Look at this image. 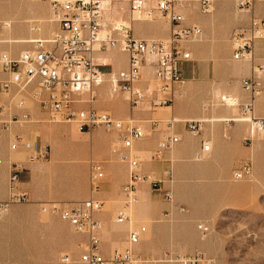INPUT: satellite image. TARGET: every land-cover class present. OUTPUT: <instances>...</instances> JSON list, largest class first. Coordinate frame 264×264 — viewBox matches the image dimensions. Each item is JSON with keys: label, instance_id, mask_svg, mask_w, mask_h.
Returning a JSON list of instances; mask_svg holds the SVG:
<instances>
[{"label": "rangeland", "instance_id": "1", "mask_svg": "<svg viewBox=\"0 0 264 264\" xmlns=\"http://www.w3.org/2000/svg\"><path fill=\"white\" fill-rule=\"evenodd\" d=\"M143 1L153 6V0ZM242 1L215 0L210 14H202L196 4L183 10L185 25L197 26L202 31L201 41L189 46L192 61L188 65L197 64L200 82L213 86L212 96L201 101L200 109L230 112L229 118H211L221 123L239 116L235 109L221 107L219 99L227 96L239 100L241 95L238 94L246 96L241 89V81L264 75V69L256 68L254 57L240 63L231 60V34L245 29L252 17L264 20V0H247V5L239 6ZM217 3L223 4L218 20L206 27L201 25L199 22L210 20L215 15ZM128 17L127 0H110L106 5L105 20L130 25L134 39L143 34L152 36L148 40L168 39L170 24L166 19L130 23ZM0 22L10 25L7 30L0 31V54L11 57L32 49L31 43L35 41L50 39L58 30L46 4L39 0H0ZM106 24L113 27L111 23ZM256 45L260 46L258 50L264 51V39L258 40ZM229 75L240 79L230 80ZM2 79L0 70V81ZM185 85L186 82L180 89L185 90ZM262 87L261 81V92ZM104 89L109 97L122 98L111 95L108 82ZM14 95L13 92L7 95L0 92V132L9 135L7 151L11 166L24 162L26 157L23 152L10 150V144L17 136L47 146L49 157L46 161L27 166L20 176L21 189L27 194L29 203L0 210V264H62L60 258L63 255L76 262L86 242L85 236L76 234L60 222L57 215L41 212L39 205L52 203L62 207L90 198L89 162H95L100 168L108 162L102 155V136H112L110 150L113 155L121 146L116 137L106 135L102 130L86 133L74 125L50 124L29 93L20 94L15 99ZM97 96L98 101L100 98ZM207 120L202 118L201 121ZM237 124L244 127V134L238 146L229 148L227 161L209 160L208 156L196 153L192 162L172 170L173 181L167 185L172 194L171 203L164 202L159 195L158 201L153 200L146 205L142 217L139 213L136 220L132 210L130 221L118 226L115 217L122 211V196L117 201H106L102 211L94 216L100 225L98 237L102 252L111 254L123 250L127 234L135 231L140 243L134 248V254L141 264H178L176 258H188L193 254L201 255L210 264H264V145H258L264 142V135L250 136L247 124ZM136 126L147 135L143 126ZM200 133L192 136L198 137ZM72 137L75 141L86 137L88 144L80 150V146L72 143ZM135 146L132 153L141 162L160 160L152 158L157 146L149 152ZM244 164L250 165V176L234 182L233 172ZM101 170L106 179L105 172ZM164 170L161 171L162 176ZM8 178L5 179L0 167V203L4 201L2 194L5 184L7 190ZM259 180L263 184L256 185ZM110 183L118 184L116 172L112 173ZM137 205L134 204L133 209Z\"/></svg>", "mask_w": 264, "mask_h": 264}, {"label": "built area", "instance_id": "2", "mask_svg": "<svg viewBox=\"0 0 264 264\" xmlns=\"http://www.w3.org/2000/svg\"><path fill=\"white\" fill-rule=\"evenodd\" d=\"M39 1L46 4L51 20L58 30L50 39L31 43L32 49L15 57L0 54V70L3 74L0 92L4 95L15 93L14 99L20 94L29 93L50 124L74 125L79 131L86 133L102 130L107 134H114L121 146L114 154L127 167L126 183L121 189L123 205L126 208L136 203V188L143 182H148L152 192L159 194L164 202L171 203V191L163 185L172 183V170H164L163 180L144 176L141 173L140 158L132 153L134 145L146 138L144 131L132 120H117L109 113L94 108L96 90L105 81L104 75L99 71L101 66L95 61V55L110 50L125 54L126 69L110 75L107 82L111 95L121 96L130 109L141 106L146 98L151 99L152 108H171L177 90L185 83L181 67L192 61L189 46L202 39L199 27L185 25L183 10L196 4L202 14H210L215 0H153V6L143 0H127L130 23L155 19H166L169 22L170 33L165 41L134 39L129 26L108 27L100 9L102 0ZM247 4L248 1L243 0L239 6ZM133 14L139 15L140 19L133 20ZM9 27V23L0 22V31ZM263 39L264 20L250 18L245 29L231 34V60L236 63L251 61L255 43ZM145 67L151 69L152 83L141 88L142 71ZM241 89L247 96L244 102L227 96L219 99L221 107L235 109L239 116L235 120L222 123H245L250 136H263L264 119L256 116L254 104L261 94L258 78L242 80ZM17 105L21 106V103ZM171 121L170 124L178 122ZM183 123L192 135L200 133L202 121L187 120ZM177 141L176 137L162 140L152 158L159 159ZM210 148L209 143H202L201 155L207 157ZM10 150L23 152L26 157L24 162L14 163L10 168L7 200L0 203L1 211L11 205L29 203L27 194L21 189L20 176L27 166L46 161L49 157L47 146L19 136L11 142ZM250 173V165L244 164L233 172L232 180L243 181ZM103 180L101 168L91 161L88 176L90 198L64 204L62 207L52 203L39 205L41 212L57 215L60 222L86 238L76 262L63 255L60 258L62 264H141V260L134 254V248L140 243L139 235L135 231L127 234L123 250L113 251L108 256L101 250L98 237L100 225L94 220V216L103 209V203L95 198L100 192ZM129 221V216L123 210L115 217L118 225H125ZM175 262L210 264L199 254L176 258Z\"/></svg>", "mask_w": 264, "mask_h": 264}, {"label": "crops", "instance_id": "3", "mask_svg": "<svg viewBox=\"0 0 264 264\" xmlns=\"http://www.w3.org/2000/svg\"><path fill=\"white\" fill-rule=\"evenodd\" d=\"M222 7L223 4L217 3L215 5V15L210 20H203L199 23L205 26L210 22H216L218 20L219 12ZM151 37L152 36L150 35L143 34L138 38L140 40H148ZM259 47L260 46L256 45L255 43L253 57L255 60V65L257 66L256 68L258 70H261L264 69V51L258 50L260 49ZM195 49L196 48H193V51H195ZM95 61L98 65L101 66L99 68V71L104 75L105 81L103 83V86L96 90V95H99L100 100L95 101L94 108L99 111L109 113L113 118L117 120H132L135 125L143 126L147 135L142 142L136 143V149L143 152H149L153 151L161 140H165L166 138L171 137H176L178 140L170 150L164 151L162 153L160 160L141 162V173L144 176L150 177L154 180H163L161 174L162 169L170 168L171 170H177L182 166L183 163L186 164L192 162V157L196 153H198V155L201 154L200 145L202 143L207 142L211 146L207 158L209 160L211 158L213 160H219V162L227 161L230 157L228 151L229 148L238 146L241 143L242 136L244 134V127L241 124L236 123L233 125H224L219 122L218 119H211L216 117L229 118V116L231 115L230 112L224 110L214 111L212 109L203 111L202 109H200L201 101L212 96L213 86L207 82H200V68L197 64L194 66L188 65V63L182 65L181 74L184 82H186V89H180L179 92L177 91L179 93V96L176 100H174L175 103L173 104L172 108H152L151 99L146 98L141 106L130 109L122 98L113 99L107 95L104 89V84H106L107 78L110 75H116L117 73L126 69L127 58L125 54L119 52L118 50H110L103 53H97L95 55ZM142 73L143 79L140 87L145 88L147 85H151L152 83L151 69L145 67ZM255 77L258 78L260 87L261 81L263 86L260 98H257L258 100L255 99L254 102L255 113L258 118L264 119V75L262 76V78L258 76ZM229 79L239 80L240 78L229 75ZM238 95H241L239 99L241 102L246 101L247 97L244 94ZM147 107L148 110L146 109ZM169 118L170 120L173 119V121L175 122H177L178 120L179 122L170 124L168 121ZM202 118H207L208 120L202 121L200 136H192V134L186 130L183 122L187 120L201 121ZM105 134L113 135L114 138L116 137L114 134ZM102 140V155L103 158L108 162L106 165H103L101 169H103V171L105 172L106 179L104 176L102 187H100V192L95 196V198L101 201L104 206V203L106 201H117L119 199L122 189L121 185H124L126 183L127 167L125 164L119 162L116 155H113L110 150V146L113 141L112 136H102ZM8 141V133L3 131L0 132V167L4 171L6 180L9 177L11 166L10 157L7 151ZM71 141L72 143L80 146V150L88 144V138L86 137L77 138L76 141L75 139L73 140L72 137ZM258 145H260V143ZM72 167L73 166L71 165V168ZM71 168H69V170H71ZM113 172H116L118 176V184L116 186L110 183V177H112ZM259 182L260 180L255 184L259 185ZM163 187L165 189L168 188L167 184H164ZM248 187L249 186H245L244 188ZM2 197V200H4L2 202H5L7 200L6 184L4 185ZM136 197V203H138L139 205L134 207V209L133 207H131L130 210V212L134 210L136 220L139 213L142 217V211L145 210L144 208L146 207V205H148V203L152 202L153 200L158 201L160 199L159 194L152 192L151 185L148 182H143L136 188ZM121 230L124 231V229H120V231ZM108 254L109 252L107 251L104 253V255L106 256H108Z\"/></svg>", "mask_w": 264, "mask_h": 264}, {"label": "bare ground", "instance_id": "4", "mask_svg": "<svg viewBox=\"0 0 264 264\" xmlns=\"http://www.w3.org/2000/svg\"><path fill=\"white\" fill-rule=\"evenodd\" d=\"M109 2H110V0H102V2H101V5H100V9H101V13H102V15L104 16V13L106 12V5H109ZM133 16V20H138V19H140L139 17V15H137V14H133L132 15ZM134 16H136L137 18H134ZM105 22L106 23H111V25L113 26V27H115V28H119V27H121V26H125V27H127V26H129L130 27V25H125V24H123V23H114V22H112V21H106L105 20ZM19 31H21V30H19ZM31 42V41H30ZM16 43H19V42H17L16 41ZM21 43V42H20ZM173 121V120H172ZM171 121V122H172ZM173 122H175V121H173ZM75 138L73 137V140H74ZM260 141V140H259ZM260 145L261 146H263L264 145V142H260ZM260 184H263V182H259V185ZM131 207L132 206H129L128 208H126L124 205H123V207H122V210L129 216V213H130V210H131ZM131 219V218H130ZM116 224V223H115ZM116 225H118V224H116ZM120 226H122V225H120Z\"/></svg>", "mask_w": 264, "mask_h": 264}]
</instances>
